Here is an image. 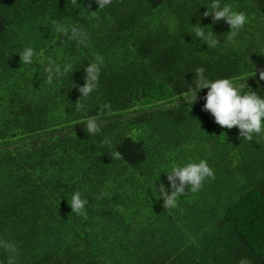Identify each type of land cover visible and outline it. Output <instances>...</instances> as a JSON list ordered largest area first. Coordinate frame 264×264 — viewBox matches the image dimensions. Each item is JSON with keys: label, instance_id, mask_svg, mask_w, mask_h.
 Here are the masks:
<instances>
[{"label": "trees", "instance_id": "trees-1", "mask_svg": "<svg viewBox=\"0 0 264 264\" xmlns=\"http://www.w3.org/2000/svg\"><path fill=\"white\" fill-rule=\"evenodd\" d=\"M221 2L250 17L234 37L204 15L211 0H0V264H264V139L218 125L203 110L208 89L191 107L183 95L203 67L264 97V0ZM97 57L98 86L82 97ZM57 65L70 70L49 83ZM199 158L215 178L167 210L163 172ZM76 190L84 216L67 200Z\"/></svg>", "mask_w": 264, "mask_h": 264}, {"label": "clouds", "instance_id": "clouds-1", "mask_svg": "<svg viewBox=\"0 0 264 264\" xmlns=\"http://www.w3.org/2000/svg\"><path fill=\"white\" fill-rule=\"evenodd\" d=\"M96 2L100 8L108 0H96ZM207 8L208 11L204 13L205 16L211 15L214 21L223 20L230 25V37L236 36L250 23V17L244 11L236 10L231 3H222L221 0H211V14H209V7ZM56 28L61 33L68 31V29L60 24H57ZM70 31L73 39H80L85 36L75 26L71 27ZM195 35L208 47H214L219 44V41L215 38L217 35L213 31L205 32L204 28L199 25H195ZM35 54V50L31 46H26L19 56L22 63L32 64ZM102 63L103 59L97 57L95 62L90 63L85 68V83L79 88L82 97H88L97 88ZM69 70L70 66L68 65H65L63 69L58 65L55 68L49 67L47 69L48 82L51 83L53 81L54 75L59 77L61 74L69 72ZM260 78L264 79V72L260 73ZM193 83L195 87L190 88L188 92L183 94H186L185 102L190 104V107L198 99V92L201 89H208L204 97L203 110L209 112L218 125L228 129L233 127L238 128L241 136L247 141L264 139V97H261L250 88V91H243L244 85L230 77L209 79L205 75L203 67L195 69ZM76 106L78 109L83 108V105L79 103ZM101 123L102 121L97 120V115L88 116L84 124L87 133L89 135L99 133ZM112 156L120 158L121 153L114 151ZM163 173L166 175L171 190L169 191V188L164 183H160L159 189H156V192L160 199L163 200L164 207L167 210L179 205L186 186H188L189 192L196 193L201 190L205 182L215 178V171L209 165L206 158H199L198 160L190 159L180 163L173 162ZM67 200L73 213L81 216L86 215V206L89 204V200L82 198L80 191H73L70 194V199L67 198ZM3 246L12 253L16 251L15 245L11 242H3ZM238 264H249V261L246 257H242Z\"/></svg>", "mask_w": 264, "mask_h": 264}]
</instances>
